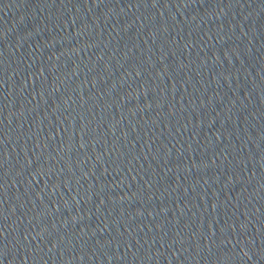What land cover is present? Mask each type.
Returning a JSON list of instances; mask_svg holds the SVG:
<instances>
[{
	"label": "water",
	"instance_id": "obj_1",
	"mask_svg": "<svg viewBox=\"0 0 264 264\" xmlns=\"http://www.w3.org/2000/svg\"><path fill=\"white\" fill-rule=\"evenodd\" d=\"M0 264H264V0H0Z\"/></svg>",
	"mask_w": 264,
	"mask_h": 264
}]
</instances>
